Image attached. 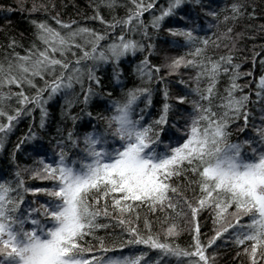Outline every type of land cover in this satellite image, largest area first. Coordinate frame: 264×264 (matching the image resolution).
Returning <instances> with one entry per match:
<instances>
[{
	"label": "snow or ice",
	"instance_id": "6c2138e0",
	"mask_svg": "<svg viewBox=\"0 0 264 264\" xmlns=\"http://www.w3.org/2000/svg\"><path fill=\"white\" fill-rule=\"evenodd\" d=\"M186 2L167 0L165 6H160L158 0H129L131 7L126 16L114 18L113 22L105 21L97 10L92 19L105 24L111 32L121 28L103 46L101 42L109 39V31L74 27L76 21L64 22L57 17L53 19L59 28L46 21H32L39 43L34 42L25 55L13 52L0 61V150L15 123L36 108L40 109V128H44L48 116L45 105L57 95L65 96L68 110L76 102L87 106L95 94L93 84L101 85L96 72L102 65L113 66V76L119 83L121 60L147 51L135 72L142 85L163 83L161 67L149 60L155 46L129 38L128 34L140 33L143 40L150 41L149 27L159 31L163 21L178 15ZM103 5L116 6L115 0H103ZM18 6L23 7L24 0H18ZM241 7L233 4L235 15L225 16L224 21L238 19ZM40 8L47 10L45 4L34 0L30 11ZM146 13L151 17L147 22ZM208 15L215 18L217 13ZM212 27L216 25L209 24ZM195 31L168 29L171 36L182 38V46L190 49L186 56L173 58L165 65L168 75L177 74L182 67L196 70L191 89L195 99L189 101L188 93L174 98L178 104L191 105L190 112L181 114L183 125L170 122L174 108L169 102L173 97L167 84L161 90L163 104L158 118L151 122L145 120V114L152 106L153 89L134 87L110 102V115L102 117L106 121L103 129L93 125L82 137L74 129L66 135L57 130L60 135L55 138L53 155H40L39 167L29 173L31 179L49 181L50 186H26L19 168L15 179L0 180V264H215V256H210L207 249L225 234L241 249L237 257L243 254L249 264H264V109L261 122L251 125L253 134L233 142V124L238 132L249 127L251 94H244L248 85L237 83L240 66L233 63L231 55L218 60L205 55L210 42L220 47L221 38L212 40L194 34ZM231 33L228 28L224 38L231 39ZM16 46L13 39L9 47ZM222 73L229 74L230 83L214 107ZM37 79L43 82L42 86L37 85ZM202 81H206L203 86ZM76 85L80 86L82 101L73 92ZM28 89L34 90L33 94H28ZM255 89L256 103H264V75L259 77ZM140 103L145 107L140 108ZM86 114L92 116L91 112ZM66 118L73 125L78 119L70 111ZM37 138L30 127L15 150ZM71 149L79 151L70 159ZM189 190L193 193L191 198L187 196ZM29 195L48 199L35 207V199L26 201ZM144 208L152 214L164 213L163 223L173 213H190L189 223L193 226L188 247L174 243L179 235L175 223L153 231L152 222L145 218L141 228L139 210ZM202 211L212 213L216 226L207 243L200 238L197 219ZM104 220H115L116 224ZM116 226L122 228L121 233L109 237L107 229ZM102 230L106 236L98 234Z\"/></svg>",
	"mask_w": 264,
	"mask_h": 264
},
{
	"label": "trees",
	"instance_id": "16d2710c",
	"mask_svg": "<svg viewBox=\"0 0 264 264\" xmlns=\"http://www.w3.org/2000/svg\"><path fill=\"white\" fill-rule=\"evenodd\" d=\"M33 2L34 0H24V6L19 7L18 0H0V9L8 7L13 9L10 12L0 10V61H3L6 56L11 57L13 52L25 55V50L30 48L34 42L39 43L35 40L36 30L32 21H46L53 27L59 28L53 17H57L64 22L76 21L74 27H88L100 33L109 31V39L101 42L103 46L111 42V38L118 35L121 32V28L117 27L115 32L107 30L105 24H101L99 20L92 19L96 11H99V14L105 21L113 22L114 18H124L131 7L129 0H115L116 6L113 8L105 7L103 0H35L37 4H45L47 10L40 8L38 11H30ZM166 4L167 0H158V5L165 6ZM233 4L242 6L240 9L242 15H239L238 19L230 18L225 22V16L232 17L235 15L231 10ZM155 11L158 14V9H155ZM210 12L217 13V16L213 18L211 15H208ZM181 16L185 17V19H180ZM150 19V15L146 13L144 20L147 22ZM209 24L216 25V27L209 28ZM169 28L195 29L194 34L196 35L210 37L212 40H216L217 37L221 38L219 40L220 47L217 48L215 44L210 42L205 55L211 57L213 60H218L221 56L231 55L233 63L240 66L239 72L241 73V78L237 83L248 85L244 88V94L250 93L252 101L249 104L251 115L249 117L250 123L248 129L244 132H238L236 124H233L230 128V131H232L231 139L235 142L238 139L243 140L246 136L252 135L251 125L261 122V109H264V103H256L255 97V84L258 82L259 77L264 75V65L261 64V61L264 60V0H199V3L196 0H188L178 10V15L168 17L163 21L159 31H154L149 27L148 32L152 37L150 41L143 40L140 33L128 34L129 38H134L145 44L152 43L155 46L152 54L149 56V60L153 65L161 67L159 75L164 77L163 83L153 82L151 85H142L141 80L138 78L135 68L144 56L148 55L147 51L138 52L135 56H128L121 60L119 65L121 73L119 83H117L113 76V66L111 64L100 66L96 75L100 78L101 85L97 87L93 84V92L95 94L91 97L87 106L82 102H76L68 110L66 98L61 94L48 101L45 105L48 116L44 128H40L41 114L39 108L34 109L30 116H22L15 123L13 130L4 139L3 149L0 150V180L15 179L14 173L19 168L26 186H50L49 181L31 179L29 173L33 168L39 167L37 161L40 155H46V158L53 155L56 150L55 138H58L60 135L57 130L60 129L61 133L66 135L68 130L74 129L77 135L82 137L85 132L92 130L93 125L98 129H103L106 126V121L102 117L110 115V102L122 98L124 92L134 87L149 86L153 89L152 106L146 110L145 114V120L151 122V120L158 118L163 104L161 90L167 84L170 96L173 97L169 102L174 108L173 113L170 115V122L176 121L179 125H183L184 120L181 119V114L190 112L191 105L188 102L182 105L178 104L174 98L188 93L189 101L195 99L191 95V89L195 84L193 77L196 74V70L190 67H182L178 70L177 74L168 75L165 65L173 58L186 56L190 51L188 47L182 46V38L170 35L168 32ZM228 28L232 29L231 39L224 38ZM13 39L17 45L14 49L9 47ZM174 41L177 43H173ZM256 53H260V55L255 56ZM69 59L72 58L69 57ZM87 63L91 64V62ZM249 72L252 73L251 76L244 75ZM36 83L38 86H42L43 84L39 79L36 80ZM84 83L85 88H87L88 80L86 77ZM229 83V74L222 73L216 86L219 96L213 102L214 107L221 102L219 97L225 95V89ZM201 84L202 86L205 85L206 81H202ZM33 92L34 90L28 89V94L31 95ZM73 92L79 97V101L83 100L79 85L75 86ZM108 93H111V96ZM240 94L237 93V95ZM13 105L15 106L14 101ZM139 107L143 108L145 105L140 103ZM216 110L219 111V109ZM69 111L71 116L78 117L75 125H73L71 119L66 118V113ZM87 112H91L92 116L89 117L86 114ZM239 123H242V121ZM30 127L38 138L25 142L18 151L15 150V146L28 133ZM172 131L175 132V129ZM82 147L83 145L81 144L80 148ZM78 151L79 149H71L69 153L70 159L74 158L75 153ZM25 169H28V171H25ZM192 195L191 190L187 191L189 198ZM32 199L37 201V204L34 206L39 207V204L48 198L43 195L35 197L29 195L26 197V201ZM185 211L187 212V209ZM139 212V226L141 228H143L145 218L152 222L153 231H162L168 224L175 223L179 235L174 238V243L181 248L188 247L192 239L190 230L193 226L189 223L190 213L179 216L173 213L171 219L167 223H163L164 213L152 214L146 208L140 209ZM197 219L200 226V238L203 242L207 243L208 239L214 235V228L216 227L213 224L212 213L210 211H202ZM103 222L111 223L112 225L116 224L115 220H104ZM121 231L122 228L120 226L110 227L107 229V235L110 237L113 233L120 234ZM98 234L106 236L104 230ZM227 237L228 234H225V237L217 240L212 248L207 249V253L210 256H215V264H249L246 255L241 254L237 257L236 254L241 249L232 243L231 238ZM108 255H113V253H109ZM172 264H176V262L173 261Z\"/></svg>",
	"mask_w": 264,
	"mask_h": 264
},
{
	"label": "rangeland",
	"instance_id": "374dc122",
	"mask_svg": "<svg viewBox=\"0 0 264 264\" xmlns=\"http://www.w3.org/2000/svg\"><path fill=\"white\" fill-rule=\"evenodd\" d=\"M125 252H127V249L126 250H124Z\"/></svg>",
	"mask_w": 264,
	"mask_h": 264
}]
</instances>
